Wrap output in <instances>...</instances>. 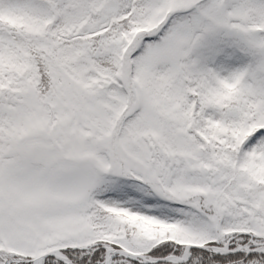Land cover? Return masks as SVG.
Returning <instances> with one entry per match:
<instances>
[{
    "label": "snow or ice",
    "instance_id": "snow-or-ice-1",
    "mask_svg": "<svg viewBox=\"0 0 264 264\" xmlns=\"http://www.w3.org/2000/svg\"><path fill=\"white\" fill-rule=\"evenodd\" d=\"M0 264H264V0H0Z\"/></svg>",
    "mask_w": 264,
    "mask_h": 264
}]
</instances>
